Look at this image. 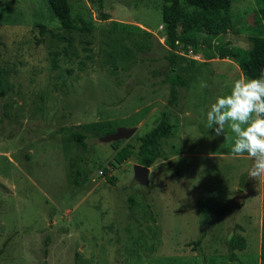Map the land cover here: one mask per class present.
I'll use <instances>...</instances> for the list:
<instances>
[{
	"label": "rangeland",
	"instance_id": "1",
	"mask_svg": "<svg viewBox=\"0 0 264 264\" xmlns=\"http://www.w3.org/2000/svg\"><path fill=\"white\" fill-rule=\"evenodd\" d=\"M230 14L232 27L200 47L171 46L164 0H0V264H263L264 178L249 177L247 153L231 152L228 125L218 144L206 126L216 97L258 66L207 59L251 48L264 29L257 0H233ZM173 66L187 83L171 104ZM166 109L170 161L158 158L141 185L139 136ZM119 126L137 127L122 163L100 140ZM233 235L244 238L234 260Z\"/></svg>",
	"mask_w": 264,
	"mask_h": 264
},
{
	"label": "trees",
	"instance_id": "2",
	"mask_svg": "<svg viewBox=\"0 0 264 264\" xmlns=\"http://www.w3.org/2000/svg\"><path fill=\"white\" fill-rule=\"evenodd\" d=\"M102 7L103 0H91ZM258 1V11L262 19H264V0ZM233 0H164V22L167 25V38L171 46H175L177 41L185 44H192L194 46H201L202 38L209 40L207 34H212L227 31L232 27V17L230 14ZM105 18V17H104ZM83 27L90 30L94 26L93 19L81 18ZM121 27L127 28L135 26L131 23L117 22ZM39 28L40 33L45 35L49 29L47 25L42 22L35 24ZM206 52V50H204ZM207 59L216 56L220 58H230L236 61L244 59L253 60L258 62L255 78H260L264 75V29L257 32L254 39V44L249 49H238L233 51L227 48L219 49L218 53L214 51L207 53ZM205 63H209L208 60ZM171 73L168 76L170 83V97L169 102L174 104L178 99V88L184 86L187 80L176 71V67H172ZM171 111L166 109L162 112L161 117L157 124L149 130L146 134L139 136V146L137 149L138 163L151 166L158 158L167 159L170 161L168 154L163 149V138L171 137L174 132V126L170 120ZM14 118V115H12ZM11 118V119H12ZM71 137L82 145L83 148L87 147L85 137L81 133H73ZM123 140H115L110 142L113 149L117 152L114 159L122 163L128 159L133 150L129 145L121 146ZM178 171V170H177ZM179 172V171H178ZM82 172H78L80 176ZM111 183L115 182V178L108 177ZM75 183L80 184V178H75ZM132 202L134 198H131ZM201 238L194 241V245L198 246ZM227 247L231 259H237L236 249L242 250L244 248V238L239 236H231L227 240ZM1 252V251H0ZM261 260L264 264V218L262 223V246H261Z\"/></svg>",
	"mask_w": 264,
	"mask_h": 264
},
{
	"label": "clouds",
	"instance_id": "3",
	"mask_svg": "<svg viewBox=\"0 0 264 264\" xmlns=\"http://www.w3.org/2000/svg\"><path fill=\"white\" fill-rule=\"evenodd\" d=\"M200 87H207L206 82ZM206 121L207 128H214L216 136L224 135L228 125L234 134L231 152L235 156L247 153L253 161L249 177L264 178V75L231 82L230 92L217 96L210 105Z\"/></svg>",
	"mask_w": 264,
	"mask_h": 264
},
{
	"label": "water",
	"instance_id": "4",
	"mask_svg": "<svg viewBox=\"0 0 264 264\" xmlns=\"http://www.w3.org/2000/svg\"><path fill=\"white\" fill-rule=\"evenodd\" d=\"M137 127L119 126L115 132L105 134L100 137L103 142H112L115 140H123L131 137L136 131ZM134 178L141 185L149 184L150 166H145L140 163H135L133 166Z\"/></svg>",
	"mask_w": 264,
	"mask_h": 264
},
{
	"label": "crops",
	"instance_id": "5",
	"mask_svg": "<svg viewBox=\"0 0 264 264\" xmlns=\"http://www.w3.org/2000/svg\"><path fill=\"white\" fill-rule=\"evenodd\" d=\"M230 60H231V59H230ZM214 61H216V60H215V59H212L211 61H209V63H210V62H214ZM232 61H233V62H236V64H237V62H238V61H234V60H232ZM238 66H239V65H238ZM238 70L242 73V70H241V69H238ZM242 74H243V73H242ZM220 140H222V137H220V136H216V135H215V138H214V142H215V144H218V142H220ZM263 191H264V190H263V186H262V194H263ZM245 193H246V192H245ZM262 194H261V195H262Z\"/></svg>",
	"mask_w": 264,
	"mask_h": 264
}]
</instances>
